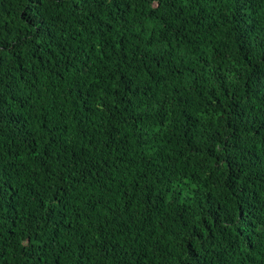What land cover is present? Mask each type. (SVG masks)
<instances>
[{"label": "trees", "instance_id": "obj_1", "mask_svg": "<svg viewBox=\"0 0 264 264\" xmlns=\"http://www.w3.org/2000/svg\"><path fill=\"white\" fill-rule=\"evenodd\" d=\"M0 264H264V0H0Z\"/></svg>", "mask_w": 264, "mask_h": 264}]
</instances>
